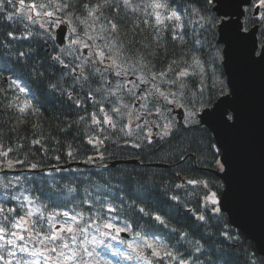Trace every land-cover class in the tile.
<instances>
[{"label":"trees","instance_id":"1","mask_svg":"<svg viewBox=\"0 0 264 264\" xmlns=\"http://www.w3.org/2000/svg\"><path fill=\"white\" fill-rule=\"evenodd\" d=\"M102 3L103 0H69L73 7L68 10L72 17V27L76 31L72 32L68 23V33L66 36V44L62 48H58L53 42V26L48 32L39 28V25L29 26L32 31V36L29 40H14L11 41L12 51H25L29 46L32 47L28 60L21 65L12 67L11 71L0 73V151L12 149L9 152L7 159L13 161L12 170L8 169L7 159L0 156V185L7 183L9 179L20 177L22 187L14 188L12 191L20 196L28 197L34 201V205H29L26 202L21 204V201H6L7 192L0 186V206L5 208H15L20 215H23L29 208L33 206L44 212L45 219L41 221L47 226V216L50 213L63 212L72 210L71 200L73 194L67 192L64 186L68 184V179L78 174L79 172H104L105 175L127 174L133 181L131 189L121 185L117 191L119 195L125 196V211L110 214L114 216V221L117 226H122L120 220L127 217L125 223L133 222L134 231H141L149 239L159 240L162 244H166L173 252L179 251L187 259L188 264H193L197 256L203 261L207 257L196 252L197 244L201 247L202 253L215 252L217 254L223 252L224 255L217 259L216 264H224V261H229V264H244L245 257L255 256L258 260L263 258L256 253L253 243L245 239L238 231L233 229L229 224L225 214L220 213L219 216L213 218V213L209 210L211 205L205 206L204 196L212 191L217 193V198L220 196L223 184L213 174V171H218L219 168L213 160L219 159L212 147L214 144L211 134L204 127L197 124L192 129H185L183 122L179 123L176 119L169 115L167 109L170 105L160 99L156 104L154 99L148 102V108L155 112V107L163 106L164 115L178 122V130L169 138L160 139L159 137L152 140V143L147 142V129L137 127V125L125 128L124 131L131 132L130 136H126L120 128L128 124V117L120 120L116 130L106 128L101 129L91 124V114L96 112L99 119H103L99 115L100 101L104 104L106 110L111 108V104L104 101L101 94H96L93 99H87L90 91L100 86L101 78L95 76V82L81 81L75 83L72 79V68L63 69L56 63L55 69L49 68L48 65L55 63L51 60L53 55H59L65 62L70 63L73 67L80 61L75 60L74 56H82L83 46L81 43L75 45L70 44V40H78L89 45L91 40L87 39L85 32L89 35L97 36L100 34L101 27L107 24V19H114L119 22V31L115 34L118 44L123 43L124 56L131 60L143 59L145 63L151 62L149 67L152 72L167 71L172 61H177L176 65H172L179 71L181 68L187 67L184 63L187 60L191 62V55L195 53L201 61L209 59V52L213 48H218L221 53V46L216 42V28L211 30L201 31L197 29L195 32L189 30L187 21L184 19L186 28L184 33L186 43L181 44L172 39V24L165 22L157 32L155 30V22L151 16H146L143 10V5L149 0H131L132 6L137 8L136 11L124 9L121 5L119 12L115 8H104L102 15L98 21L91 24V27H86L80 23L79 18L87 17V11L83 8L84 4L95 5ZM115 4L117 0H110ZM173 10H178V14L185 11L186 0H168ZM139 6V7H137ZM16 7H19L18 0ZM7 12L0 13L6 15L8 12L14 11L11 6L6 5ZM60 15H63L62 13ZM210 15L215 16L213 12ZM67 19V17H65ZM148 19L149 24H144V20ZM8 27H0V41H6V33L10 30L16 31L17 35L27 34L29 29H25L23 24L12 26V22L4 21ZM218 24V20H217ZM199 33V35H197ZM107 35V33H105ZM199 40L201 43H197ZM105 41L96 40V44H103ZM147 45V47H145ZM61 49H64L62 52ZM88 49V48H87ZM73 51V56H69L68 52ZM107 51V49H105ZM8 53L5 49L0 48V63L8 59ZM154 65V67H152ZM92 66H86V74L91 71ZM136 75L131 74L123 79L132 78L137 80V75L140 74L139 66L137 65ZM215 77L224 80L221 63L215 65ZM79 71V70H77ZM191 71V69H190ZM43 73L39 77L37 73ZM205 83L209 89L212 88V67L210 64H205ZM62 73L66 75L62 76ZM146 75L150 78L151 73L145 70ZM112 84L117 81L115 75L105 73ZM173 73L169 72L167 79H174ZM5 79L8 83H5ZM16 79L17 83L25 89L22 94L19 89L11 85V80ZM66 81V83H65ZM59 82L61 90L53 91L50 84ZM75 83V91L72 93L73 99H68V91H71ZM162 90H168L179 93L183 91L189 98L193 91H198L200 87V76H190L188 78L187 89H179L177 86L160 83L156 81ZM111 84V85H112ZM145 89H151L152 83L147 84ZM110 87V85H109ZM132 84H130V87ZM123 97V102L132 105L133 97L129 96L126 91L118 93ZM219 88L212 90L211 96L206 92L205 101L211 99L205 108L211 107L212 104L219 98ZM79 99L81 104L77 107L75 101ZM115 97H109V100L115 101ZM25 102L32 104L31 109H27L24 113L19 112V108ZM199 107V103L197 104ZM178 108V107H176ZM184 112V109L179 108ZM123 111H127L124 109ZM144 112L145 109H143ZM84 116L85 120L81 121L80 117ZM150 119L162 126L163 121L157 115H149ZM114 119H116L113 114ZM197 119V117H196ZM95 135L98 139L104 140L102 145L93 147L86 141L89 136ZM193 138L195 142L192 149L196 148L197 144L203 146L206 154V159L192 156L191 151L184 152L188 147L189 141ZM34 140H39L40 144H33ZM133 144H138L139 147H133ZM71 146V147H69ZM71 150L73 157H69L67 152ZM185 155L187 162L180 159L181 154ZM103 155L101 160L99 157ZM92 156L94 162L88 163V157ZM59 157V159H57ZM135 161V164H119L114 167H109V163L113 161ZM20 161V163H16ZM36 163L38 169H30V165ZM70 163H85L86 167H71L62 170V166ZM160 165L161 167H157ZM103 166V167H102ZM177 172L180 173L177 176ZM31 177V182H26L25 178ZM43 177V180L41 179ZM188 179H196L206 181L209 185L204 188L202 185L193 186L187 184ZM55 181V183H53ZM177 184H182L183 187L177 188ZM59 188H63L61 193ZM43 188L41 192L39 189ZM119 188H124L123 192H119ZM83 190L81 189L79 196L83 198ZM175 195L177 200L171 199ZM132 197V199H128ZM128 205L134 207H145L146 211L152 216L160 215L165 220L167 227L163 224L144 217L139 219L140 214L128 210ZM95 209H93L94 211ZM106 211V210H105ZM91 212L85 211V215H91ZM107 214V213H106ZM198 215H204L205 221L202 223L196 219ZM38 217L34 216L35 221ZM57 221L63 222V216H56ZM3 217L0 216V221ZM10 227V225H9ZM222 233H228L234 240H225ZM26 235V233H22ZM128 237L125 241L131 242L133 235L126 233ZM179 241V243H178ZM224 241V243H221ZM109 243H115L109 241ZM231 247H225V245ZM41 247L40 245L29 244V248ZM189 253H191L189 255ZM31 259V257H29ZM115 264V258H112ZM123 264H130L124 262ZM171 264H176L172 261Z\"/></svg>","mask_w":264,"mask_h":264},{"label":"snow or ice","instance_id":"2","mask_svg":"<svg viewBox=\"0 0 264 264\" xmlns=\"http://www.w3.org/2000/svg\"><path fill=\"white\" fill-rule=\"evenodd\" d=\"M17 0H0V13L7 12L6 5L11 6L14 11L8 12L6 15H0V27H8L4 21L12 22L13 28L16 25L23 24L25 29H29L27 34L17 35L16 31L10 30L6 33L8 38L6 41H0V48L7 51L9 58L3 60L0 63V73L9 72L11 65L13 68L21 65L24 61L28 60L30 53H32V47L29 46L25 51H12L11 41L14 40H29L32 36V31L29 26L39 25L40 29L48 32L52 25H59L60 23H68L70 30L75 32V27H72V17L69 15V11L73 5L69 3V0H18L19 7H16ZM123 6L124 9H131L136 11L137 8L132 6L131 0H117L115 4L110 0H103L102 3H96L95 5L84 4L83 8L87 11V17L79 18L80 23L86 27H91L98 21L102 15L104 8H115L119 12V7ZM232 0H186V7L183 14H178V10H173L168 0H149L148 3L143 5V10L146 16H151L155 22V30L158 32L160 27L165 22L172 24V39L178 41L181 44L186 43L185 36L182 34L186 28L184 23L185 16L187 17L188 24H194L197 29L201 31L211 30L217 26V20L220 21V29L225 36L230 37L234 41L242 42L245 37L240 34V27L236 29L232 28L231 17L235 13L231 11ZM139 7V6H137ZM257 11L264 9V0H258L253 6ZM215 12L216 15H210V12ZM63 15H60V14ZM67 17V19H65ZM227 18V19H225ZM260 23L264 25V13L259 16ZM144 24H149V20L145 19ZM246 32L247 27L242 26ZM119 31V22L114 19H107V24L101 27L100 34L97 36L89 35L85 32L88 40L92 41V44L83 43L78 40H70L71 45L81 43L84 48H89L90 51L84 55L81 59L80 56H74L75 60H79L80 63L75 64L73 67L70 63L65 62L59 55H53L51 60L55 63L49 64L48 67L55 69L56 63L63 69L72 68L71 76L75 83H81V81L95 82V76L99 75L101 78L100 86L97 87L94 92L90 91L87 99L91 100L96 94H101L104 101L110 103L112 106L110 109L105 108L104 104L100 101L96 103L100 104L99 115L103 119L98 118V114L93 112L91 114V124L99 127L101 131L106 128L116 130L120 120L128 117V124L120 128L121 132H124L126 136H130L131 132H125L124 129L130 127L132 123V117L134 109L123 102V97L118 95L121 91H126L129 96L134 98V101H141L139 107L145 109L147 115H157L165 122L156 126L160 128V132L157 133L160 139H166L172 136L179 128L178 122L172 118L164 115L162 111L163 106L155 107V112L148 108V102L150 99H154L158 104L162 99L166 105L173 106V108L184 109L182 116L185 129L194 128L200 121L196 119L200 111H203L208 103H211V99L205 101V93L208 92L211 96L212 90L219 88V94L224 97L218 105H216L212 111L206 112L207 119L215 122L223 129H233L238 126V115L236 109L231 106V102L234 99V94L228 83L224 80H220L215 77V65L217 62L225 65L226 51L221 55L218 48H213L209 52V59L207 61H201L200 57L193 53L191 55V62L187 60L184 63L187 65L185 68L176 70L172 65H176L177 61H172L167 71L159 73L152 72L149 64L145 63L143 59L131 60L124 56L123 43L117 42L115 34ZM195 32L196 29H193ZM107 33V35H105ZM199 35V33H197ZM103 40L105 43L96 44V40ZM227 43V40L224 41ZM197 43H201L197 40ZM147 47V45H145ZM107 49V51H105ZM63 52L64 49H61ZM252 52H248L245 63L251 66H264V51L259 54V57L254 59ZM73 51H69L68 55L73 56ZM205 64H210L212 67V88L209 89L205 83ZM92 66L91 71L86 74V66ZM139 66L140 74L137 75L139 84L147 85L152 83L151 89L140 88L138 84L133 81H127L126 83L117 82L114 87H109L112 81L105 76V73L109 75H115V77H127L129 72L136 75L137 67ZM154 67V65H152ZM191 69V71H190ZM79 70V71H77ZM145 70L151 73L150 78L146 75ZM173 73L174 79H167L168 73ZM43 73H37L39 77ZM66 75L62 73V76ZM200 76V87L198 91H193L191 98H189L183 91L177 94V92L162 90L156 81L160 83L177 86L179 89H187L188 78L190 76ZM5 83L8 80L5 79ZM11 85L16 89H19L20 93H24L25 89L21 87L16 79L11 80ZM66 83V81H65ZM75 83L73 84L71 91H68V99L72 100V93L75 91ZM127 84H132L131 88L127 87ZM50 88L53 91L61 90L59 82L50 84ZM109 97H115V101L109 100ZM199 103V107L197 104ZM77 107H80V100L75 101ZM223 105V107H221ZM32 104L25 102L18 110L24 113L27 109H31ZM173 108H168L167 111H172ZM126 109L127 111H123ZM113 114L116 119H114ZM141 118L140 114L136 115V119ZM201 120L204 117L200 118ZM81 121L85 120L84 116L80 117ZM148 123V121H145ZM142 127V125H137ZM152 133L149 130L148 136L145 137L149 144L152 143ZM103 139H98L97 136L92 135L87 139L89 145L97 147L102 145ZM196 138L189 141L188 147L184 149V152L191 151V155L187 159H191L192 156L197 159H206L203 146L196 145L193 150L192 145ZM33 144H40L39 140H34ZM133 147H139L138 144H133ZM71 147V146H69ZM215 150V154L221 156L222 159H215L216 166L219 170L225 174H230V169L225 161V148L223 143H218L212 146ZM12 149L0 151V156L6 159L9 156V152ZM69 157H73V152L69 150L67 152ZM103 159L101 154L99 157ZM59 159V157H57ZM180 159L187 162L185 155L182 153ZM95 158L88 157V163L94 162ZM16 163H20L17 161ZM7 166L9 170L13 168V161L7 159ZM103 167V166H102ZM30 169H38V165L33 163L30 165ZM180 173L177 172V176ZM20 177L9 179L7 183H3L2 186L7 192L6 201H21L19 195L12 191L14 188L22 187L20 184ZM31 177H26V182H31ZM43 180V177L41 178ZM55 183V181H53ZM133 181L127 174L117 175H105L104 172L99 173H84L79 172L68 179V184L64 186L67 192L73 194L71 200L72 210L50 213L47 216V226L41 223L45 219L44 212H41L39 208H29L23 215H20L15 208H5L0 206V216L3 220L0 221V264H113L111 258H115V264H121L122 261L130 262V264H171L172 261H176V264H188L187 259L183 254L173 252L168 248L166 244H162L159 240L149 239L146 235H143L141 231H134V223L124 221L127 217H123L120 220L122 226H117L114 221V216L110 214L119 213L125 211V196L119 195L118 186L124 185L131 189ZM187 184L193 186L202 185L204 188H208L209 185L206 181L188 179ZM177 188L183 187L182 184H177ZM83 190V198L79 196V193ZM39 191L43 192L41 188ZM59 192H63V188L58 187ZM124 188H119V192H123ZM132 199V197H128ZM173 200H177L178 196L173 195ZM26 202L29 205H34V201L28 197H23L21 204ZM205 206L211 205L209 209L213 213V218L219 216L222 210L220 201L217 198V193L212 191L210 194L204 196ZM128 210L137 212L140 214L139 219L143 220L144 217L158 222L159 224L167 227L165 220L160 215L152 216L147 212L145 207H134L128 205ZM93 209H95L93 211ZM106 210V211H105ZM85 211L91 212L89 216L85 215ZM107 213V214H106ZM38 218L34 221L33 217ZM56 216H63V222L57 221ZM196 219L202 222L199 226L203 227L205 221L204 215H198ZM10 225V227H9ZM22 233H26L23 235ZM122 233H131L133 239L131 242H127L121 239ZM225 240L233 241L234 238L228 233H222ZM113 241L115 243H109ZM179 243V241H178ZM224 243V241H221ZM29 244L40 245L41 247L29 248ZM225 247H231V245H225ZM196 252L201 253L207 258L203 261L197 256L196 261L193 264H216L217 259H220L224 253L219 254L215 252L202 253L199 244L195 247ZM191 253H189L190 255ZM31 257V259H29ZM224 264H229V261L225 260ZM244 264H264V258L257 259L255 256L245 257Z\"/></svg>","mask_w":264,"mask_h":264},{"label":"water","instance_id":"3","mask_svg":"<svg viewBox=\"0 0 264 264\" xmlns=\"http://www.w3.org/2000/svg\"><path fill=\"white\" fill-rule=\"evenodd\" d=\"M248 2L232 0L231 5V11L235 13L231 17V25L233 29L240 27V34L245 37L242 42L225 36L220 23L217 27V44L222 46V55L226 51L225 65L221 63V67L225 83L228 77L234 94L231 106L237 111L238 126L223 129L207 119L206 112L212 111L224 99L222 96L210 108L201 111L197 118L199 124L210 132L215 145L223 143L225 148V161L230 174L225 176L222 172H216L223 183L218 206H222L221 212L227 216L230 226L253 243L256 253L264 258V66L245 63L248 52L254 49L252 56L256 59L264 51V40L258 51L257 27L247 32L242 30V8ZM65 32V26L56 31L57 45L64 43ZM201 117L204 119L201 120ZM123 162L135 163L118 161L111 163V166Z\"/></svg>","mask_w":264,"mask_h":264},{"label":"flooded vegetation","instance_id":"4","mask_svg":"<svg viewBox=\"0 0 264 264\" xmlns=\"http://www.w3.org/2000/svg\"><path fill=\"white\" fill-rule=\"evenodd\" d=\"M239 1H244V0H239ZM248 1H249L248 4L243 6V16H242L243 26L246 25L247 31L254 28V27H257V34L256 35H257L258 41L260 42L264 39V25H262L260 23L259 16L261 13H264V9H260L257 11L254 7H250V6H253L255 3H257L258 0H248ZM261 43H259V44H261ZM142 116H144V115H142ZM141 119H142V117H141ZM138 122L142 123L143 121H141L139 119ZM154 131L159 133L158 130H154ZM154 138H155V136L152 134L151 139H154Z\"/></svg>","mask_w":264,"mask_h":264},{"label":"rangeland","instance_id":"5","mask_svg":"<svg viewBox=\"0 0 264 264\" xmlns=\"http://www.w3.org/2000/svg\"><path fill=\"white\" fill-rule=\"evenodd\" d=\"M55 29H57V25H54V30H55ZM83 49H86V50H87V51H86L87 53L90 51L89 48H88V49H87V48H83ZM83 57H84V56H83ZM126 82H127V81H124V83H126ZM140 85H141V84H139V87H140ZM136 102H138V106H139L140 103H142L141 101H134V103H136ZM138 110H140V108H138ZM151 120H152V119H151ZM136 121H137L136 117L132 119V122L135 123ZM145 125H146V124H145ZM150 130H151V129H150ZM151 133L155 135V132H154V131H153V132L151 131ZM111 259H112V258H111ZM113 264H114V263H113Z\"/></svg>","mask_w":264,"mask_h":264}]
</instances>
